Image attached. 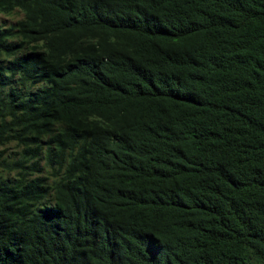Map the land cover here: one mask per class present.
Listing matches in <instances>:
<instances>
[{
	"label": "trees",
	"instance_id": "obj_1",
	"mask_svg": "<svg viewBox=\"0 0 264 264\" xmlns=\"http://www.w3.org/2000/svg\"><path fill=\"white\" fill-rule=\"evenodd\" d=\"M0 264H264V0H0Z\"/></svg>",
	"mask_w": 264,
	"mask_h": 264
},
{
	"label": "rangeland",
	"instance_id": "obj_2",
	"mask_svg": "<svg viewBox=\"0 0 264 264\" xmlns=\"http://www.w3.org/2000/svg\"><path fill=\"white\" fill-rule=\"evenodd\" d=\"M21 18V15L19 13H14L12 15H3L0 14V26H10L12 24H14L17 20H19ZM14 149L13 148H9L7 150H3L0 149V154L1 152H3L5 154H11V152H13Z\"/></svg>",
	"mask_w": 264,
	"mask_h": 264
}]
</instances>
